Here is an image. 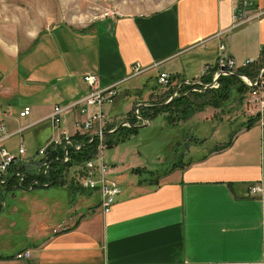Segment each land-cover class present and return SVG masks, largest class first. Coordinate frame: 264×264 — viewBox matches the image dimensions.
<instances>
[{
    "label": "crops",
    "instance_id": "obj_1",
    "mask_svg": "<svg viewBox=\"0 0 264 264\" xmlns=\"http://www.w3.org/2000/svg\"><path fill=\"white\" fill-rule=\"evenodd\" d=\"M261 10L264 0H255L252 11ZM232 15L233 0H174L158 10L109 16L80 29L65 25L57 41L52 36L54 28L26 35L23 46L11 44L7 53L19 54L47 37L40 59H34L30 67L32 82L46 86L49 93L24 106L31 108L28 117L19 118L17 113L16 119L26 122L19 129L30 125L23 132L49 129L45 145L62 133L75 135L76 123L86 120L87 114L72 110L58 129L44 119L54 105L67 106L87 95L85 75H95L101 90L116 85L118 95L107 113L109 127L120 122L110 117L120 100L128 101L127 113L135 100L145 105L146 99L160 95L153 88L145 96L144 80L156 81L159 73H168L175 91L191 83L188 76L195 81L205 65L215 62L221 40L227 46L231 39L228 53L237 64L258 58L264 49V15L217 37L231 27ZM72 32H77L74 43L69 39ZM136 62L146 71L128 79ZM0 95L9 96L11 91L0 84ZM50 97L57 102L50 105ZM12 117L10 110L0 106V120L9 133L19 130L7 128ZM237 124L227 142L154 181L127 183L117 175L118 168L110 165L122 194L108 213L101 212L98 200L89 198L52 219L32 222L31 234L16 253L7 255L9 242L0 243V264H262L264 130L258 122L247 127L235 123L232 129ZM39 149L34 154L26 149L27 157ZM257 185L261 192L251 195L249 189ZM62 223L68 229L53 234ZM25 250L31 251L30 258L17 260L15 256Z\"/></svg>",
    "mask_w": 264,
    "mask_h": 264
},
{
    "label": "rangeland",
    "instance_id": "obj_2",
    "mask_svg": "<svg viewBox=\"0 0 264 264\" xmlns=\"http://www.w3.org/2000/svg\"><path fill=\"white\" fill-rule=\"evenodd\" d=\"M172 1L174 0H0V84L1 88H8L11 91L9 96L1 97L0 95V106L13 113V117L6 123L7 128L17 130L25 126L26 122L16 119L19 109L26 105H33L39 94L49 93L46 86L32 82L33 74L30 67L34 59H40L43 46L49 39L46 37L36 42L29 50L13 55L7 53L11 44L23 46L22 40L26 35L33 36L41 30L51 28L56 30L52 36L53 40L57 41L58 32L65 33V25L80 29L109 16L158 10ZM76 33H71L72 37L69 39L72 43ZM1 43L6 46L3 47ZM231 44L232 41L229 38L228 52L232 47ZM192 78L187 77L190 82ZM143 83L148 87L143 93L145 96L148 94L147 91L153 88L156 90L155 93L160 92L156 81L148 79L141 83L142 86ZM177 91L175 96L172 93L151 96L146 99L145 105H139L135 100L127 113L125 109L129 105L128 101L120 100L111 113L110 117H118L120 122L107 127L108 131L118 128L125 119L128 120L137 113L140 117L144 113L148 118L145 127H138L134 134L127 133L124 141L111 144L108 148V144L104 142V162L109 166L117 167V175L124 176L127 183L135 182L136 179L157 180L167 170L189 163L196 159V155L201 156L219 143L227 142L230 132L238 127L237 124L232 129L233 124L240 123L239 126H241L255 116V107H250L246 102L248 91L234 93L231 98L219 104V107L212 105L211 93L192 95V87L187 85L181 86ZM182 95L189 96L188 101L191 103L184 111L183 119L176 113L180 110L179 106H172L158 112L149 109L155 106L165 107L173 99ZM50 99L48 100L50 105L57 102L54 97ZM110 106H103L107 119ZM144 108L149 110L142 112ZM138 123L137 126L142 125L140 120ZM48 130L35 128L17 134L6 142L5 147L16 153L15 149L22 142L28 154H34L36 150L45 146L43 142L49 133ZM114 139H111L112 143ZM132 168L140 170L132 172L134 170ZM77 178L78 172L75 169H70L65 175L66 181L79 187ZM1 193L0 243L9 242V249L5 251L7 255L20 250L27 234H31L32 222L42 223V219H52L53 215H58L59 211L69 208L71 204L74 207H80L82 200L89 198L94 202L98 200L97 195H88L81 188L71 194L68 189L58 186L38 187L26 191L12 187L5 191L4 195L3 192ZM11 222L15 224L12 227Z\"/></svg>",
    "mask_w": 264,
    "mask_h": 264
},
{
    "label": "built area",
    "instance_id": "obj_3",
    "mask_svg": "<svg viewBox=\"0 0 264 264\" xmlns=\"http://www.w3.org/2000/svg\"><path fill=\"white\" fill-rule=\"evenodd\" d=\"M254 4L255 0H233L231 27L227 31L217 35V37H221L224 34L229 33L231 30L242 27L264 15L263 10L255 12L252 11ZM258 63L259 57L257 59H246L238 65L236 61L229 55L225 42L221 40L218 45V53L215 62L210 65H205L201 71V76L195 81H192L191 83H184L182 86L187 85L192 87L193 92L198 91L199 89L197 88L199 87L203 90L212 88L216 89L219 86V79L221 77L232 76V74L237 73L238 70L248 69ZM144 71H146V69H143L142 66L136 62L132 64L130 68L128 79H131L132 77H138ZM209 76L211 77V82L208 84H203V78ZM239 79L249 88L246 102L250 107H255L256 112L254 113V117H258L257 122L264 130V66L258 69L257 75L254 79H250L245 75ZM83 81L88 88L87 95L67 106L54 105L51 114L46 119H44V121L47 120L53 126V128L58 129L62 118L69 114L72 110H77L81 115H88L86 120L81 123H76L75 134L83 135L89 138L90 142L92 140H96L97 146L93 157L82 163V176L78 178V184L81 189L86 191V194L98 196L97 206L103 214H106L116 203L117 198L122 194V188L120 184L110 176L111 168L104 162L103 159L106 133L112 131L106 130L108 119L106 115H104L103 106L112 105L118 93L116 91V85L104 90L99 89L98 79L95 75H85L83 77ZM156 83L160 90V94L172 93L173 96L177 95L178 91H175L174 89L172 90L171 88V77L168 73H159L156 77ZM30 113L31 108L24 107L18 112V117L26 118L30 115ZM134 116H136V118L140 120L141 123H145L142 120L143 118L140 117L138 113ZM124 121L128 120L125 119ZM40 122H43V120L37 123ZM31 126L33 125L19 129L15 133H9L3 121L0 120V188H5L8 186V179L13 174H16L15 178H13V181L15 182H13V187L16 189L21 186L25 174H32L37 170L38 173L47 175L49 171V163L46 160L48 151L54 152L58 147H61L63 149L62 162L66 163L69 161L67 148L73 147L76 150L80 149L79 146H76L72 143L71 136L67 135L66 133H62L52 139L43 148L39 149L36 155L32 157H27V151L23 143L18 145L16 153L9 151L5 147L6 142L11 137L21 134L24 130ZM124 127H129V125L125 124ZM72 144L74 146H72ZM14 166L22 167L23 173L17 171L11 173V169ZM49 183L42 186H47ZM34 184H37V182L34 181L32 185ZM32 185H30L28 190L33 189ZM249 190L251 195H258L261 192V188L258 185L251 187ZM67 229L68 225L62 223L53 229L52 233L56 234L66 231ZM30 256L31 251L25 250L21 253H18L15 258L17 260L29 259ZM262 264H264V262Z\"/></svg>",
    "mask_w": 264,
    "mask_h": 264
},
{
    "label": "trees",
    "instance_id": "obj_4",
    "mask_svg": "<svg viewBox=\"0 0 264 264\" xmlns=\"http://www.w3.org/2000/svg\"><path fill=\"white\" fill-rule=\"evenodd\" d=\"M264 66V49H262V52L259 56V63L256 65H253L252 67L248 69H240L237 71L238 74H243L246 77L250 79H254L257 75L258 69ZM211 82V77H205L203 78V84H208ZM237 84V85H235ZM237 86V87H236ZM200 91L192 92V95H207L208 93H211L212 95V105H215L219 107V104H221L223 101L227 100L228 98H231L234 93H244L248 91L247 85H245L238 77L236 76H229V77H221L219 79V86L216 89H205L198 88ZM189 96L186 97V95H182L179 98L173 99L170 103H168L165 107H152L149 108L151 110H154L155 112L163 111L171 108L172 106H179L180 110L179 112H176L179 114L182 119L184 118V111L187 110L191 103H189ZM164 103V102H162ZM147 108L142 109L146 110ZM147 109V110H149ZM181 111V112H180ZM182 115V116H181ZM143 119H148L147 116L142 113ZM181 120V119H180ZM258 117H253L249 119L246 123L241 124V127H247L248 125L257 122ZM129 123L131 125H138L139 120L136 118V116L133 115V117L128 119ZM111 128V127H110ZM137 128L136 127H120L117 129L114 133L108 134L105 137V143L108 144L107 148L111 146V144L120 143L121 141H124L127 133L128 134H134L136 133ZM123 136V137H122ZM114 139V142L112 143L111 139ZM120 138V139H119ZM72 143L76 146H79L80 149L76 150L73 147L67 148V153L69 157V161L66 163H63V149L61 147H58L54 152L48 151V154L46 156V160L49 163V171L47 175H43L41 173H38V171H34L32 174L24 175V180L21 183V186L18 187V189L26 191L30 185L33 184L34 181L37 182V184L32 185L33 189L37 187H41L42 185L48 184L49 182L52 183L51 186H58L62 188H66L69 191H71V194H74L77 190H79L81 187H76L72 182H68L65 179V175L67 171L70 169H75L78 172V178L82 176V169L81 165L83 162H85L88 159H91L93 155L96 152V140H92L90 142V139L83 136V135H73L71 137ZM140 169H134L132 172H137ZM21 172L23 173L22 167H12L11 173L13 172ZM142 172V171H141ZM11 177V176H10ZM9 177V178H10ZM77 178V179H78ZM13 182L11 181L8 183V186L5 188H0V195L1 192H4L9 190L13 187ZM15 183V182H14ZM83 190V189H82ZM2 206L0 204V212H1Z\"/></svg>",
    "mask_w": 264,
    "mask_h": 264
},
{
    "label": "water",
    "instance_id": "obj_5",
    "mask_svg": "<svg viewBox=\"0 0 264 264\" xmlns=\"http://www.w3.org/2000/svg\"><path fill=\"white\" fill-rule=\"evenodd\" d=\"M232 76H236V77H238V78H242V77H243L242 74H238V73H233ZM166 104H167V103H166ZM142 120H143V122H145V123H142V125H139V126L135 125V126H134V125H131L128 121H124L123 123H121V124L118 126V128H120V127H124L125 124H128L129 127H136V128H138V127H145L146 124H147L148 122H147V120H145V119H142ZM118 128H115V129L112 130L111 132L106 133V135L114 133ZM72 146H74V145L72 144ZM50 186H51V183H49V185H47V186H45V187H50Z\"/></svg>",
    "mask_w": 264,
    "mask_h": 264
}]
</instances>
